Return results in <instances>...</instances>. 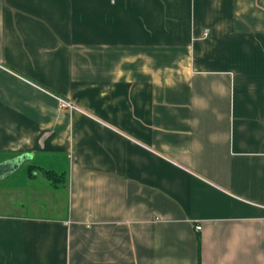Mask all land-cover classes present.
Instances as JSON below:
<instances>
[{"label":"crops","instance_id":"obj_1","mask_svg":"<svg viewBox=\"0 0 264 264\" xmlns=\"http://www.w3.org/2000/svg\"><path fill=\"white\" fill-rule=\"evenodd\" d=\"M21 156L0 264H264V0H0Z\"/></svg>","mask_w":264,"mask_h":264},{"label":"water","instance_id":"obj_2","mask_svg":"<svg viewBox=\"0 0 264 264\" xmlns=\"http://www.w3.org/2000/svg\"><path fill=\"white\" fill-rule=\"evenodd\" d=\"M24 159L25 157L21 156L13 160L1 163L0 164V177H4L5 175L14 171L17 168V166H19V164L22 163Z\"/></svg>","mask_w":264,"mask_h":264},{"label":"built area","instance_id":"obj_3","mask_svg":"<svg viewBox=\"0 0 264 264\" xmlns=\"http://www.w3.org/2000/svg\"><path fill=\"white\" fill-rule=\"evenodd\" d=\"M206 34L207 33H204V36ZM57 101H58V108L60 110H65V111H73V110H75V106L72 103H70L69 101H66L65 99H62V98H58ZM200 229H201L200 226L196 227V231H200Z\"/></svg>","mask_w":264,"mask_h":264},{"label":"trees","instance_id":"obj_4","mask_svg":"<svg viewBox=\"0 0 264 264\" xmlns=\"http://www.w3.org/2000/svg\"><path fill=\"white\" fill-rule=\"evenodd\" d=\"M47 175V180L49 181L50 185L52 187H59V185L63 184L62 183V179H63V176L62 175H53L52 173L50 172H45Z\"/></svg>","mask_w":264,"mask_h":264},{"label":"rangeland","instance_id":"obj_5","mask_svg":"<svg viewBox=\"0 0 264 264\" xmlns=\"http://www.w3.org/2000/svg\"><path fill=\"white\" fill-rule=\"evenodd\" d=\"M62 180H63V179H62ZM30 210H31V209H30V208H28V214H29ZM25 211H26V209H25Z\"/></svg>","mask_w":264,"mask_h":264}]
</instances>
